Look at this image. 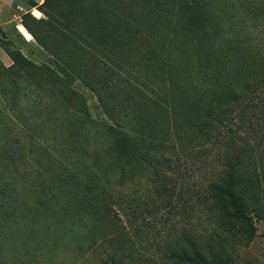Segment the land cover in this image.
Wrapping results in <instances>:
<instances>
[{"label": "rangeland", "instance_id": "1", "mask_svg": "<svg viewBox=\"0 0 264 264\" xmlns=\"http://www.w3.org/2000/svg\"><path fill=\"white\" fill-rule=\"evenodd\" d=\"M126 4L131 60L171 57L189 96L206 85L196 61L210 47L186 29L207 12L231 38L264 43L249 36L264 27V0ZM118 22L93 0H0V264H183L185 239L229 264H264V117L248 125L224 101L171 105L168 79L110 53ZM141 122L167 146L153 150L132 130ZM238 157L256 201L251 236L205 201Z\"/></svg>", "mask_w": 264, "mask_h": 264}, {"label": "trees", "instance_id": "2", "mask_svg": "<svg viewBox=\"0 0 264 264\" xmlns=\"http://www.w3.org/2000/svg\"><path fill=\"white\" fill-rule=\"evenodd\" d=\"M93 1L95 4H103L108 15L119 20V25L108 24L107 27L106 43L110 45V53L125 64L132 63L146 68L149 66L148 70L152 73L153 78L160 82L168 79L173 101L171 105H186L188 101L189 105H220V102L224 101L225 105H233L234 112L241 120L245 118L248 125L257 124L264 117L263 42L259 46L246 44L244 40L237 38V31L233 28L231 38L229 31L225 32L216 28L212 25L213 21L210 23L211 14L207 12L208 14L206 13V16L201 19L197 28L188 27L186 29L190 32L192 38L196 36L198 42L204 41L210 47L209 53L203 57L198 56L196 61V70L200 76L204 77L206 85L203 88L196 83L192 96H189L185 87L180 88L174 80L173 59L171 57L166 56V58H163L159 56L151 62H148V57H142L137 62L129 57L127 49L131 44L129 34L132 33V30L129 26H123L126 22L129 23L130 18L127 10L129 5L126 4L127 0L126 3H121L122 1L119 0ZM194 5L197 6V3L194 2ZM31 20L38 19L31 17ZM24 28L33 37L34 32L31 31L30 27L24 25ZM250 34L249 36L254 34L252 36L254 39L260 34L264 41V27L254 30ZM94 39L99 42L98 38ZM251 40L253 41V39ZM163 45L165 46V43ZM197 45L201 47L203 44L199 43ZM129 99L130 96H127V100ZM147 129L149 131H146ZM132 130L141 134L143 140L147 137V142L153 144V150H160V146H167V141L160 137L159 132L153 130L152 123H135ZM146 132H148V136ZM153 158L152 156L151 162H149L155 166L156 162ZM240 164V157H238L224 166L221 177L205 187V201L209 204L208 208L211 212L225 210L229 216L246 223L247 234L251 236L254 234V227L250 222L247 210L248 207L255 210L256 201L252 195V180L249 177L245 178L240 175ZM4 202V195L0 194V218L8 216ZM185 242L188 250H182L177 255L178 261L183 264H229L230 262L228 259H224L221 251H208L207 254L203 255L192 240L185 239ZM109 264L118 263L112 260Z\"/></svg>", "mask_w": 264, "mask_h": 264}, {"label": "crops", "instance_id": "3", "mask_svg": "<svg viewBox=\"0 0 264 264\" xmlns=\"http://www.w3.org/2000/svg\"><path fill=\"white\" fill-rule=\"evenodd\" d=\"M24 28V27H23ZM25 29V28H24ZM26 30V29H25ZM27 31V30H26Z\"/></svg>", "mask_w": 264, "mask_h": 264}]
</instances>
